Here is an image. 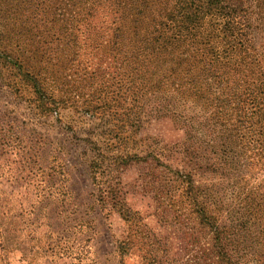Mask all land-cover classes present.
<instances>
[{
  "label": "trees",
  "instance_id": "trees-1",
  "mask_svg": "<svg viewBox=\"0 0 264 264\" xmlns=\"http://www.w3.org/2000/svg\"><path fill=\"white\" fill-rule=\"evenodd\" d=\"M0 88L40 114L71 107L126 132L146 107L177 105L192 166L168 170L177 184L161 215L192 221L196 244L180 264H264V0H0ZM208 151L209 167L241 173L237 202L217 211L194 178ZM96 154L93 179L107 160ZM108 192L103 208L126 224L121 248L140 244L143 264H178Z\"/></svg>",
  "mask_w": 264,
  "mask_h": 264
},
{
  "label": "rangeland",
  "instance_id": "rangeland-1",
  "mask_svg": "<svg viewBox=\"0 0 264 264\" xmlns=\"http://www.w3.org/2000/svg\"><path fill=\"white\" fill-rule=\"evenodd\" d=\"M176 106L168 112L146 107L139 127L126 132L71 107L40 114L0 88V264H143L140 244L121 248L125 222L103 208L111 188L139 211L147 242L159 241L178 264L186 261L196 244L192 221L180 217L179 224L161 215V201L177 184L168 170L192 166L182 152L186 136L183 119L172 112ZM96 153L107 160L93 179L89 163ZM114 156L122 161L118 166L110 164ZM216 156L205 153L194 178L217 211L237 202L241 173L209 167L207 158L216 162Z\"/></svg>",
  "mask_w": 264,
  "mask_h": 264
}]
</instances>
